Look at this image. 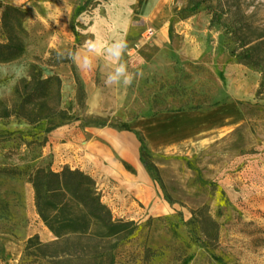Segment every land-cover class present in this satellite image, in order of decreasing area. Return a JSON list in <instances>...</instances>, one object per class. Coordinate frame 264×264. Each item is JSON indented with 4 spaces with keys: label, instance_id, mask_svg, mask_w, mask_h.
Here are the masks:
<instances>
[{
    "label": "rangeland",
    "instance_id": "rangeland-1",
    "mask_svg": "<svg viewBox=\"0 0 264 264\" xmlns=\"http://www.w3.org/2000/svg\"><path fill=\"white\" fill-rule=\"evenodd\" d=\"M7 5L27 12L28 35L0 64L21 62L27 77L0 102L12 107L43 69L48 104L66 115L0 118V264H109L92 253L115 240L57 235L37 210L32 176L65 166L95 179L115 219L136 222L111 264H264V0H0V40ZM95 35L125 40L129 71L143 75L106 86L113 66L97 57L77 68L83 97L71 65L53 64ZM230 102L246 123L225 139L196 143L192 158L155 146L165 124L179 131L169 117Z\"/></svg>",
    "mask_w": 264,
    "mask_h": 264
},
{
    "label": "trees",
    "instance_id": "trees-1",
    "mask_svg": "<svg viewBox=\"0 0 264 264\" xmlns=\"http://www.w3.org/2000/svg\"><path fill=\"white\" fill-rule=\"evenodd\" d=\"M197 7L198 5L195 6ZM26 16L27 12L19 7L12 5L5 7L2 14L4 38L0 40V61H10L24 54L26 50L24 36L28 35L25 28ZM222 18L223 15H220L213 22L224 23ZM65 62L71 65L80 93L85 97V87L76 65L67 59L63 61L56 59L53 65ZM42 76H44L43 69L35 70L31 78L23 82L24 89L17 88L18 101L12 107L0 102V118L17 116L30 123H37L53 117L65 116V110L49 106L48 96L44 93L45 89L48 90L53 77L42 79ZM56 79L61 86V78L56 76ZM141 140L144 144L142 156L148 162L146 154L151 155L147 152L146 139L143 137ZM31 181L35 188L37 210L57 235L80 236L78 243L87 235L116 241L113 247L92 253L106 255L110 259L109 264L113 261L114 249L119 242L129 237L136 229L135 221L114 218L111 209L102 201L95 179L79 168L65 166L60 171L39 168ZM69 241L70 239L67 240Z\"/></svg>",
    "mask_w": 264,
    "mask_h": 264
},
{
    "label": "crops",
    "instance_id": "crops-1",
    "mask_svg": "<svg viewBox=\"0 0 264 264\" xmlns=\"http://www.w3.org/2000/svg\"><path fill=\"white\" fill-rule=\"evenodd\" d=\"M158 115L154 116L155 122ZM168 119L181 123L179 131L169 134L165 124L158 142L154 141V144H160V149L164 151L185 153L187 158L194 157L203 149V146H197L196 143L223 140L246 123L244 111L234 102L221 104L206 112L189 111L180 117Z\"/></svg>",
    "mask_w": 264,
    "mask_h": 264
},
{
    "label": "clouds",
    "instance_id": "clouds-1",
    "mask_svg": "<svg viewBox=\"0 0 264 264\" xmlns=\"http://www.w3.org/2000/svg\"><path fill=\"white\" fill-rule=\"evenodd\" d=\"M77 30L81 31L79 28ZM126 50L127 43L123 39L107 42L99 35H95L94 38L85 40L81 47L74 51L57 52L56 59L58 61L70 60L78 69L91 71L95 67L96 58L103 57L113 66V71L106 75L104 84L111 86L122 83L125 86H130L134 79L142 77L143 73L129 71L128 64L124 60ZM26 77L27 68L25 64L18 61L0 64V81H3L0 83V98L10 95L15 85ZM41 78L46 79V74Z\"/></svg>",
    "mask_w": 264,
    "mask_h": 264
},
{
    "label": "built area",
    "instance_id": "built-area-1",
    "mask_svg": "<svg viewBox=\"0 0 264 264\" xmlns=\"http://www.w3.org/2000/svg\"><path fill=\"white\" fill-rule=\"evenodd\" d=\"M149 32H151V31H149Z\"/></svg>",
    "mask_w": 264,
    "mask_h": 264
}]
</instances>
